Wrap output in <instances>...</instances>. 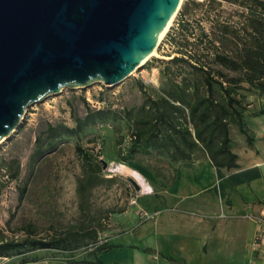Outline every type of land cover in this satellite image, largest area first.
<instances>
[{"label":"rangeland","instance_id":"obj_1","mask_svg":"<svg viewBox=\"0 0 264 264\" xmlns=\"http://www.w3.org/2000/svg\"><path fill=\"white\" fill-rule=\"evenodd\" d=\"M228 8L229 11L236 10L232 6ZM179 11L158 45L157 54L122 83L107 86L97 82L85 88H65L28 107L20 125L0 143V241L26 238L30 233L29 226H32L34 236L47 238L79 225L97 228L100 241L113 233L110 218L115 212L111 211L118 212L129 206L136 188L129 175L106 169L101 162V158L110 162L111 156L117 157L121 153L118 138L115 142L114 137L106 135L110 132L108 125L118 127L120 114L125 110L143 109L145 97L141 83L150 91L162 86L160 69L164 63L161 60L176 55L177 47L169 36H179ZM229 74L236 75V72L229 71ZM241 86L245 95V122L255 138L253 144H249L239 131L236 119L231 118L232 148L241 154L249 149L259 153L264 141V94L249 89L245 83ZM99 92L103 97H98ZM91 110L102 111L105 116L97 117L94 125L85 127L77 135L63 133L65 127H75L76 119L84 118ZM49 124L59 128L61 133L55 138L52 149L47 146ZM104 128L108 130L103 132ZM37 137H40L39 142ZM90 138H95V142L91 143ZM77 144L88 155L89 161L77 154ZM16 169H19L17 178L12 176ZM88 250L86 246L75 250V260L86 256ZM68 254V251L35 249L2 256L0 264H70ZM106 254L111 258L119 256L110 250Z\"/></svg>","mask_w":264,"mask_h":264},{"label":"trees","instance_id":"obj_2","mask_svg":"<svg viewBox=\"0 0 264 264\" xmlns=\"http://www.w3.org/2000/svg\"><path fill=\"white\" fill-rule=\"evenodd\" d=\"M228 6L236 10L229 11ZM177 33L179 36H169L177 47L176 55L161 60L164 63L160 69L162 86L150 91L141 83L145 106L137 116L128 115L136 116L134 123L145 129L144 133L157 131L158 136L164 129L166 139L171 141L175 134L180 144L174 141L172 144L177 150L183 143L191 150L200 146L215 167L236 169L239 156L232 148L230 119H236L239 131L249 143L254 141L244 118L245 95L240 90L241 85L245 83L249 89L264 94V0H184ZM229 71L236 75H230ZM104 114L88 111L84 118L76 119L75 127H65L63 133L77 135ZM144 133L140 131L136 137H144ZM46 135L47 146L52 149L55 138L61 136L59 128L49 124ZM36 140L39 142L40 137ZM89 141L93 143L95 138ZM75 150L89 161L79 144ZM120 158L125 161L123 156ZM12 176L17 178L19 169ZM27 229L30 233L22 240L0 241V257L35 249H54L61 253L68 251L70 264H119L103 261L102 253L112 249L114 244L105 239L100 241L97 228L71 226L49 238L34 236L32 226ZM81 246L88 247L87 255L75 260L74 252ZM166 258L169 264H186L183 259Z\"/></svg>","mask_w":264,"mask_h":264},{"label":"crops","instance_id":"obj_3","mask_svg":"<svg viewBox=\"0 0 264 264\" xmlns=\"http://www.w3.org/2000/svg\"><path fill=\"white\" fill-rule=\"evenodd\" d=\"M141 110H125L118 127L103 129L119 140L121 153L109 160L129 165L152 187L151 192L135 189V202L112 214L113 233L105 240L120 257L104 252L103 261L169 264L166 257H172L186 264H264V141L259 153L234 150L238 168H217L200 146L191 150L183 143L177 150L175 134L171 141L164 129L158 136L144 133L134 123ZM140 131L144 137H136ZM141 209L151 216L142 218Z\"/></svg>","mask_w":264,"mask_h":264},{"label":"water","instance_id":"obj_4","mask_svg":"<svg viewBox=\"0 0 264 264\" xmlns=\"http://www.w3.org/2000/svg\"><path fill=\"white\" fill-rule=\"evenodd\" d=\"M183 1L0 0V143L33 103L65 88L126 80Z\"/></svg>","mask_w":264,"mask_h":264},{"label":"bare ground","instance_id":"obj_5","mask_svg":"<svg viewBox=\"0 0 264 264\" xmlns=\"http://www.w3.org/2000/svg\"><path fill=\"white\" fill-rule=\"evenodd\" d=\"M177 12L178 11H176L173 14V16L171 17L167 27L165 28V30L161 34L158 45L161 43L164 36L168 32L169 28L173 24ZM158 45H157V47H158ZM157 47L153 49V51L150 53V55L148 57H146V59H144V61L141 64H144L151 56L157 54ZM109 166H110L109 170H111V171H118L120 173H124V174H127V175L133 177L140 184V186L143 190H147L150 187L149 181L144 176H142L138 171H135L134 169H132L129 165L121 163V162H117V161H110Z\"/></svg>","mask_w":264,"mask_h":264},{"label":"built area","instance_id":"obj_6","mask_svg":"<svg viewBox=\"0 0 264 264\" xmlns=\"http://www.w3.org/2000/svg\"><path fill=\"white\" fill-rule=\"evenodd\" d=\"M148 191L149 192L152 191V187L151 186L149 187ZM131 202L134 203L135 202V199H132ZM140 214H141V217L144 218V219H147V218H149L151 216L150 213L147 212V210H145V209H141L140 210Z\"/></svg>","mask_w":264,"mask_h":264}]
</instances>
